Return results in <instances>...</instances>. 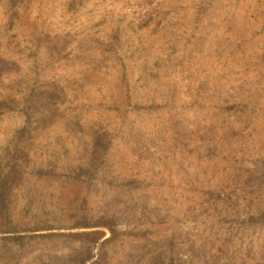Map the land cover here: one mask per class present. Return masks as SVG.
<instances>
[{"label": "rangeland", "instance_id": "374dc122", "mask_svg": "<svg viewBox=\"0 0 264 264\" xmlns=\"http://www.w3.org/2000/svg\"><path fill=\"white\" fill-rule=\"evenodd\" d=\"M0 170V264H264V0H0Z\"/></svg>", "mask_w": 264, "mask_h": 264}, {"label": "trees", "instance_id": "16d2710c", "mask_svg": "<svg viewBox=\"0 0 264 264\" xmlns=\"http://www.w3.org/2000/svg\"><path fill=\"white\" fill-rule=\"evenodd\" d=\"M8 178H9V175L8 173H5L4 171H1L0 170V211L6 207V185H7V182H8ZM83 226L82 227H88V226H108V228L110 229L111 232H113V227H111V225H109V223L107 222H99V223H96L95 225H92V223H83L82 224ZM11 230V231H9ZM12 232V233H15L17 232L15 229L13 228H9V229H6V231L0 229V233H3V232ZM91 233H95L96 235V239L97 238H100L103 236V231H101L100 229H96L95 231H92L91 230ZM60 235H68V236H72V237H75V238H83V236H86V235H90V232L89 231H84V230H76V231H68V232H65V233H58ZM17 234H10L9 236H13L12 238H17L16 236Z\"/></svg>", "mask_w": 264, "mask_h": 264}]
</instances>
